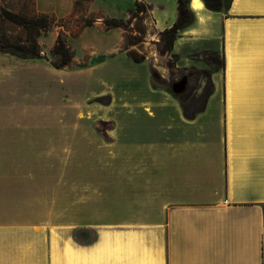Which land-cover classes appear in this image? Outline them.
<instances>
[{"label":"crops","instance_id":"crops-1","mask_svg":"<svg viewBox=\"0 0 264 264\" xmlns=\"http://www.w3.org/2000/svg\"><path fill=\"white\" fill-rule=\"evenodd\" d=\"M136 1L150 6L156 31L176 20L177 0H91L87 11L126 18ZM192 1L194 20L179 32L172 53L181 61L204 48L223 58L221 68L211 69L212 91L193 118L185 117L178 97L153 86L145 59L133 62L121 49V28L105 30L98 19L70 35L73 61L88 54L81 69L117 54L131 63L129 72L115 73L110 150L96 157L110 166L85 167L97 178L78 184L77 196L67 186L64 230L54 229L56 151L35 144L26 153L23 145L8 151V121L0 119L6 131L0 135V264H138L142 257L146 264H264V0H230L220 10L203 0L194 10ZM34 6L58 18L73 11L72 0H34ZM56 36L39 39L52 45ZM12 58L0 53L2 64ZM30 60L66 68L44 57ZM0 71L1 115L9 103ZM89 192L96 193L90 203ZM74 205L81 208L75 221ZM91 205L95 218H84ZM90 224L117 229H97L90 243L78 242L73 227Z\"/></svg>","mask_w":264,"mask_h":264},{"label":"rangeland","instance_id":"rangeland-1","mask_svg":"<svg viewBox=\"0 0 264 264\" xmlns=\"http://www.w3.org/2000/svg\"><path fill=\"white\" fill-rule=\"evenodd\" d=\"M76 1L80 3L79 15L75 16L76 21L65 24L68 29V41L71 39L70 34L83 23L80 17L88 13V1ZM224 3H227V0ZM1 7L15 12L35 10L34 0H0ZM143 23L147 29L144 41L131 48L138 53L143 52L145 54L144 64L156 70L157 81L151 75L153 86L163 88L171 94L172 83L180 80L182 76H186V87L184 92L178 96V100L188 112L201 108L209 89L208 75H210L211 69L218 64L220 51L203 48L192 51L186 59L181 61L176 55L175 61L168 55L159 53L162 42L158 39L151 16ZM6 28L8 34L12 36L22 35L21 30L16 26L6 24ZM59 30V23L56 22V25H53L48 31L42 32L41 36L45 35L47 38L49 32H54L57 35ZM39 37L38 42L42 54L49 62L52 60L50 50L54 43L49 45L47 41L45 42L46 38L40 41ZM87 56L88 54L85 53L84 56L77 58L70 66L61 71L45 68V65L34 63L30 59L23 60L16 57L7 60V64H2L0 59L3 82H8L9 108H6L0 115V119L8 121V151L16 152L15 149L23 145L21 151L26 153L30 144H35L37 148L39 146L44 153L49 149L56 151V176L51 172L50 180H55L57 187L56 207L53 209L56 213L54 229L58 231L64 230V201L66 191H69L68 188H70L67 186L72 185L74 196H77L80 194V190L76 187L78 184L81 182L93 183L97 178L90 169V173L85 174L87 171H84L85 167L110 166L107 159H97L96 157L103 151L106 153L110 150L108 143L111 142L112 134L110 130L112 128L113 88H118L117 84H114L118 80L115 79L117 77L115 73L130 71L128 69L131 62L123 54L108 57L106 62L95 67L81 69V66L86 65ZM82 120L83 122H81ZM86 120L88 122L85 123ZM73 121L75 125L71 126ZM2 134H6V131L4 128L2 131L0 127V135ZM43 155L42 165L48 163V159H44ZM108 177L106 175L107 179ZM108 181L112 182V177ZM89 193V201H86L90 203L93 202L92 199L95 198L96 193ZM95 201L94 199V203ZM91 208L93 209L88 208L90 217L87 216V210L84 218H95L96 206L91 205ZM80 210V207L77 208L74 205L72 210L74 221L80 214ZM90 225L95 226L73 227L74 237L78 242L90 243L94 239L97 229H117L108 224ZM105 253L111 258L113 256L112 248L106 249ZM138 264H146V260L142 257L138 259Z\"/></svg>","mask_w":264,"mask_h":264},{"label":"trees","instance_id":"trees-1","mask_svg":"<svg viewBox=\"0 0 264 264\" xmlns=\"http://www.w3.org/2000/svg\"><path fill=\"white\" fill-rule=\"evenodd\" d=\"M73 1V11L71 15L67 17H56L51 13H40L36 10L22 12H15L4 7L0 8V53H7L18 58L32 59L42 58V50L38 42V37L42 32L48 31L56 22L59 23L60 30L57 33L54 44L50 50L52 60L50 64L56 69H62L72 64L74 60L75 50L67 39L68 29L65 24H69L76 21L75 16L79 15L78 7L80 3L76 0ZM88 3L91 0H87ZM225 0H203L206 8L210 10H220ZM230 2V0H227ZM189 0H177V16L174 23L161 31H157V36L162 47L159 50L161 55H168L176 61V54L172 53L173 42L178 36L179 32L188 26L194 20V14L188 5ZM150 6L141 1H136L134 6L128 9V17H114L103 14L101 12H91L84 16H81L83 23L70 34L76 37L80 34L82 29L86 26L93 25L98 19H101L105 30L110 28H121L124 31V38L122 43V50L126 51L127 56L133 62H141L145 59V54L138 53L134 50L133 46H136L144 41L147 33V29L143 21L150 16ZM7 25L16 26L21 30V36H12L8 34L6 28ZM45 58V57H44ZM213 59V58H211ZM213 63V61H210ZM168 65V64H167ZM223 66V58L220 55L219 62L214 69L221 68ZM152 78L156 80V70L150 68ZM210 75H208L209 77ZM209 89L206 92L204 103L208 95L212 91V83L208 78ZM175 97L179 94L171 92ZM202 95V94H201ZM203 103V106H204ZM203 106L195 111L188 112L183 106L184 115L186 118H193L199 111L203 109Z\"/></svg>","mask_w":264,"mask_h":264},{"label":"water","instance_id":"water-1","mask_svg":"<svg viewBox=\"0 0 264 264\" xmlns=\"http://www.w3.org/2000/svg\"><path fill=\"white\" fill-rule=\"evenodd\" d=\"M187 78L182 76L180 80L173 82L171 85V91L173 93L179 94L186 86Z\"/></svg>","mask_w":264,"mask_h":264},{"label":"bare ground","instance_id":"bare-ground-1","mask_svg":"<svg viewBox=\"0 0 264 264\" xmlns=\"http://www.w3.org/2000/svg\"><path fill=\"white\" fill-rule=\"evenodd\" d=\"M191 7L194 9V10H199L200 7H201V3L198 1V0H193L191 2Z\"/></svg>","mask_w":264,"mask_h":264},{"label":"flooded vegetation","instance_id":"flooded-vegetation-1","mask_svg":"<svg viewBox=\"0 0 264 264\" xmlns=\"http://www.w3.org/2000/svg\"><path fill=\"white\" fill-rule=\"evenodd\" d=\"M186 87V86H185ZM184 90H185V88L180 92V93H183L184 92ZM180 93H179V95H180Z\"/></svg>","mask_w":264,"mask_h":264}]
</instances>
